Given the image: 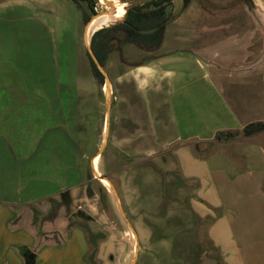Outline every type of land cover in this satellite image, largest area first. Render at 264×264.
<instances>
[{"label":"crops","instance_id":"1","mask_svg":"<svg viewBox=\"0 0 264 264\" xmlns=\"http://www.w3.org/2000/svg\"><path fill=\"white\" fill-rule=\"evenodd\" d=\"M23 1L0 3V264H88L84 230L72 225L67 214L45 220L59 195L81 185L79 161L88 156L81 155L79 111L87 85L80 82L78 65L58 57L52 28ZM247 3L240 9L242 20L236 22L227 16L234 8L205 7L200 0L185 7L183 0H173L160 49L147 52L145 59L125 58L120 72L111 76L116 98L104 117L103 140L112 137L133 158L175 147V154L188 161L190 145L200 149L264 135L217 139L221 132L242 131L264 121V0ZM16 11L21 12L19 20L12 17ZM19 22L21 28L29 24L28 35L16 26L15 35H22L25 44L48 42L53 48L54 54L45 53L43 68L40 63L29 66L32 57L3 49L10 44V25ZM260 148L264 155V146ZM196 155V161L204 159ZM99 171L103 175L100 163ZM213 174L216 179L226 174V183L239 184L232 191L245 213L257 207L256 236L264 239V169L249 168L234 180L223 171ZM216 179L215 188L222 191ZM260 250L264 255V245Z\"/></svg>","mask_w":264,"mask_h":264},{"label":"rangeland","instance_id":"2","mask_svg":"<svg viewBox=\"0 0 264 264\" xmlns=\"http://www.w3.org/2000/svg\"><path fill=\"white\" fill-rule=\"evenodd\" d=\"M18 1L0 0V3L8 5ZM69 1L22 2L24 7L35 9L38 19L45 22L48 29L52 28L50 36L58 39V57L74 67L78 65L80 82L87 85V89L81 92L79 111L81 155L85 153L88 156L79 161L78 180L81 185L75 192L59 195L52 211L50 208L47 210L45 220L67 214L72 225L84 230L88 264H244L243 259L245 264H262L264 255L260 249L264 239L256 236L259 231L257 207L253 211L249 208L245 213V206L238 203V193L232 191L239 184L226 183V174H218L216 179L213 171H223L234 180L245 176V170L249 168L264 169V155L260 148L264 146V135L248 142L241 139L200 149L197 145H190L188 161L181 154H175V147L157 156L133 158L124 154L112 137L103 140L104 117L111 112L116 98V94L111 92V76L120 72L124 66L121 61L125 58L145 59L147 51L126 44L122 54L115 51L110 55L106 67H103L110 87L107 93V84L102 86L94 77L88 57L92 37L88 43L87 25L83 21L84 12H89L88 6L83 3L81 7L73 8ZM200 1L205 7L215 4L219 9L234 8V13L228 12L227 16L236 22L242 20L241 6L248 7L247 0ZM96 12H103L109 18L115 13L112 8L98 2ZM20 15L21 12L16 11L12 17L19 20ZM248 20L245 10V24ZM1 23L3 21L0 20ZM16 26L29 34V24L21 28L20 22L13 23L8 30L11 34L6 35L10 36V44H5L3 49L32 57V60L28 59V65L35 67L40 63L43 68L47 62L45 59H48L45 53L51 51L54 54L53 48L48 46V42L46 45L25 44L22 35H15L19 31ZM97 87L96 93H92ZM97 152L101 155H97L96 168L99 170L100 163L102 176H108L113 186L104 185L94 177L91 159ZM196 154L204 159L196 161ZM196 164L199 168L194 166ZM201 165H205L207 170ZM215 179L223 185L222 191L216 190ZM222 198L227 206L220 200ZM229 204L235 206L228 207ZM62 208L66 212H57ZM212 218L215 222L209 224ZM247 218L249 222H246ZM246 230L253 237L245 235Z\"/></svg>","mask_w":264,"mask_h":264},{"label":"trees","instance_id":"3","mask_svg":"<svg viewBox=\"0 0 264 264\" xmlns=\"http://www.w3.org/2000/svg\"><path fill=\"white\" fill-rule=\"evenodd\" d=\"M71 1L77 7H81L83 3L87 4L89 12H84L83 21L85 25L97 14V2L95 0ZM192 1L194 0H183L184 6L187 7ZM172 2L173 0H153L145 5L135 6L129 11L127 18L125 15L122 22L94 30L91 34V47L100 64L106 67L110 55L115 51L122 54L123 46L126 44L135 45L147 52L158 51L163 43L166 27L170 22L167 7ZM94 18L108 19L109 16H104L102 12ZM88 57L94 77L104 86L105 75L95 64L90 53H88ZM263 132L264 121L254 122L245 126L242 131L221 132L217 135V139L235 138L239 135L250 137ZM209 221V224H212L215 222V218Z\"/></svg>","mask_w":264,"mask_h":264},{"label":"bare ground","instance_id":"4","mask_svg":"<svg viewBox=\"0 0 264 264\" xmlns=\"http://www.w3.org/2000/svg\"><path fill=\"white\" fill-rule=\"evenodd\" d=\"M97 1L98 3L102 5H106L107 7L112 8L115 11V13H114V16H112L111 18H108V19L94 18L91 21V23L88 25L87 30H86V38H88L87 39L88 43H89V37L91 36V33L97 28L109 27L113 24L122 22L125 18L127 9H129L133 4V2L131 1H123V0H97ZM105 89L108 93L110 91L109 85H107ZM98 161H99V156H96L94 160V165H93V160H92V167L94 169L95 174L98 176L99 180H101L104 183V185L113 186L111 181L108 178L102 176L99 173V170H97L96 167H97ZM134 235L136 234L134 233Z\"/></svg>","mask_w":264,"mask_h":264},{"label":"water","instance_id":"5","mask_svg":"<svg viewBox=\"0 0 264 264\" xmlns=\"http://www.w3.org/2000/svg\"><path fill=\"white\" fill-rule=\"evenodd\" d=\"M95 1L98 2L97 0H95ZM123 1H131V2H133L132 6H131V7L129 8V10L127 11V14H126V18H127L128 14H129V11H130L133 7H135V6H139V5H145V4H147V3H149V2H151V1H153V0H123ZM97 15H98V13H97L95 16H97ZM95 16H93L92 19H91V20L89 21V23L87 24V26H86V30H87L88 25L91 23V21L94 19ZM119 23H120V22H119ZM116 24H117V23H116ZM113 25H114V24H113ZM89 53H90L91 57L93 58L95 64L98 66V68L101 70V72L105 75V79H106L105 84L109 85V81H108V79H107V77H106L105 72L103 71V66L100 64V62L98 61L97 57L95 56V54H94V52H93V50H92V47H90V49H89ZM97 178H98V176H97Z\"/></svg>","mask_w":264,"mask_h":264}]
</instances>
